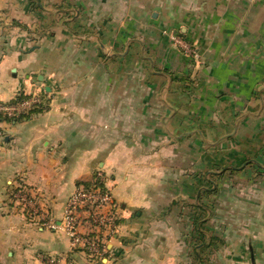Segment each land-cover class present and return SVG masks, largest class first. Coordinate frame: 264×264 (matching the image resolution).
Instances as JSON below:
<instances>
[{"label":"crops","instance_id":"crops-1","mask_svg":"<svg viewBox=\"0 0 264 264\" xmlns=\"http://www.w3.org/2000/svg\"><path fill=\"white\" fill-rule=\"evenodd\" d=\"M36 2L0 0V100L48 104L1 122L0 264H264V0ZM100 173L101 255L15 197L60 223Z\"/></svg>","mask_w":264,"mask_h":264},{"label":"built area","instance_id":"built-area-1","mask_svg":"<svg viewBox=\"0 0 264 264\" xmlns=\"http://www.w3.org/2000/svg\"><path fill=\"white\" fill-rule=\"evenodd\" d=\"M174 41L186 52L192 53L191 48L183 46V40L179 37L177 40L174 38ZM47 105L46 97L40 94L21 99L16 97L10 101L0 100V143L6 134L1 122L45 110ZM105 180V176L100 173L90 185L78 186L64 204L60 223L48 204L40 203L37 190L21 185L18 196L16 193L15 197H18V204L23 207L29 221L39 223L50 230H63L71 241L72 249H82L90 255H101L107 252L105 241L115 235L120 219L111 189ZM37 204H40V207ZM46 260L51 264L57 262L54 257H47Z\"/></svg>","mask_w":264,"mask_h":264},{"label":"rangeland","instance_id":"rangeland-1","mask_svg":"<svg viewBox=\"0 0 264 264\" xmlns=\"http://www.w3.org/2000/svg\"><path fill=\"white\" fill-rule=\"evenodd\" d=\"M168 30V29H167ZM169 31V30H168ZM171 31V30H170ZM171 40H173V42L176 44V45H178L179 46V44L178 43H176L175 41H174V38L177 40V38H178V36H176V35H174V34H172V31H171ZM173 35V36H172ZM142 39H144L145 40V42H146V39H145V37L143 38V37H141ZM183 46H189V48H190V44L188 43H185V42H183ZM179 48L184 52V53H186L187 55H190V54H192V53H188V52H186V50H184L183 48H181L180 46H179Z\"/></svg>","mask_w":264,"mask_h":264},{"label":"trees","instance_id":"trees-1","mask_svg":"<svg viewBox=\"0 0 264 264\" xmlns=\"http://www.w3.org/2000/svg\"><path fill=\"white\" fill-rule=\"evenodd\" d=\"M32 2H33L34 5H38V3L36 2V0H32ZM24 97H25V96H21V97H19V98L21 99V98H24ZM85 185H90V184L88 183V184H85Z\"/></svg>","mask_w":264,"mask_h":264}]
</instances>
